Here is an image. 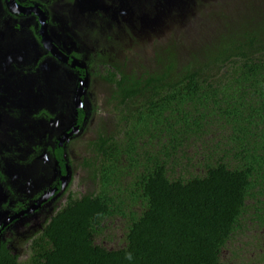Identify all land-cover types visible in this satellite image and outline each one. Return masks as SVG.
I'll return each mask as SVG.
<instances>
[{
  "label": "trees",
  "instance_id": "16d2710c",
  "mask_svg": "<svg viewBox=\"0 0 264 264\" xmlns=\"http://www.w3.org/2000/svg\"><path fill=\"white\" fill-rule=\"evenodd\" d=\"M218 7L107 69L118 127L90 136L88 188L0 264H264V0Z\"/></svg>",
  "mask_w": 264,
  "mask_h": 264
},
{
  "label": "flooded vegetation",
  "instance_id": "af4514ba",
  "mask_svg": "<svg viewBox=\"0 0 264 264\" xmlns=\"http://www.w3.org/2000/svg\"><path fill=\"white\" fill-rule=\"evenodd\" d=\"M103 1L83 16L77 0H0V246L21 258L74 192L73 146L95 140L91 85L103 79L110 98L107 69L147 58L169 21L127 15L141 0Z\"/></svg>",
  "mask_w": 264,
  "mask_h": 264
},
{
  "label": "rangeland",
  "instance_id": "374dc122",
  "mask_svg": "<svg viewBox=\"0 0 264 264\" xmlns=\"http://www.w3.org/2000/svg\"><path fill=\"white\" fill-rule=\"evenodd\" d=\"M233 1L237 2L238 0H167V2H162L161 0H141L140 3H142L143 6L138 7L137 5H139L140 3L136 5L138 7L137 11L139 12H136L135 10L133 11L137 16H142L144 22L148 20L152 22V20H155L156 18L159 19V22L164 19L169 20L163 26L158 23V26L154 27L156 29L155 31L158 33L157 38L153 39L156 48L159 45L160 47L168 46L170 43L171 36L172 39H174L173 42L171 41V44L177 42V39H179V37L188 42L192 39L191 37L194 36L196 31L198 30V25L196 24H198L199 21H202L203 13L208 12L211 9L213 11L214 8L219 9L218 6L220 4L228 7L230 4L233 3ZM124 3H127V0H124ZM162 4H166V7L164 9H161V7L159 6ZM76 7L78 8V10H76L75 12L83 16L91 11V9H86L85 7L79 4H77ZM126 11L127 15H130L133 12L130 7L126 8ZM156 32L153 34H157ZM150 35V38H145V36L141 38L145 40L143 41V43L149 44L152 42L148 41L153 36L152 32H150ZM107 92L108 87L105 81L98 77L96 79V82L91 85L89 91V94L93 95V102L96 105V113L92 115L91 122L87 124H90V135L93 136L92 139H95V132H97L95 129L97 126L99 127L103 124L111 127L114 126L117 122L116 118L113 117L108 111L109 102L107 100L109 96L107 97ZM95 124L97 126H95ZM111 130L115 131L114 128H112ZM125 132L126 130L123 131L121 134L124 139L126 137ZM114 133L117 132L115 131ZM73 148L76 154V156H74L73 161L74 164L77 165V167L75 169V179L72 182L71 187L74 192H78V194L80 195L84 193L85 190L88 188L87 182L84 181L86 180L87 176L84 171L85 169H83V159L87 158V150L89 148L87 146V141H85L84 139H80L79 141H77ZM113 231L118 233L117 228H115Z\"/></svg>",
  "mask_w": 264,
  "mask_h": 264
},
{
  "label": "water",
  "instance_id": "95a60500",
  "mask_svg": "<svg viewBox=\"0 0 264 264\" xmlns=\"http://www.w3.org/2000/svg\"><path fill=\"white\" fill-rule=\"evenodd\" d=\"M127 2L129 3V1L127 0ZM104 1L103 0H77V4L85 7L86 9H91V10H95L99 5H101L102 8H104L103 4ZM125 6H127L126 3H123ZM128 8L130 7L129 5L127 6ZM133 11V8L130 7ZM134 13V11L132 12Z\"/></svg>",
  "mask_w": 264,
  "mask_h": 264
}]
</instances>
